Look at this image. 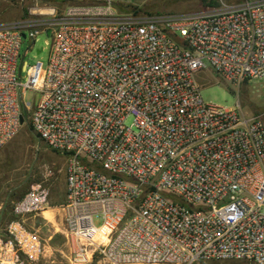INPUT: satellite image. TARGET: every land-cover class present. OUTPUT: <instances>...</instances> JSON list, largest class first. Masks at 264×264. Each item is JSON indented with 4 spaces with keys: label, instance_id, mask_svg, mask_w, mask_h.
<instances>
[{
    "label": "built area",
    "instance_id": "obj_1",
    "mask_svg": "<svg viewBox=\"0 0 264 264\" xmlns=\"http://www.w3.org/2000/svg\"><path fill=\"white\" fill-rule=\"evenodd\" d=\"M66 1L0 26V152L23 117L67 157L72 264H264V112L208 103L198 80H264V0L151 17L120 12L137 0ZM48 30V65L28 66L24 41ZM51 204L41 184L15 204L0 264L40 263L26 219Z\"/></svg>",
    "mask_w": 264,
    "mask_h": 264
},
{
    "label": "rangeland",
    "instance_id": "obj_2",
    "mask_svg": "<svg viewBox=\"0 0 264 264\" xmlns=\"http://www.w3.org/2000/svg\"><path fill=\"white\" fill-rule=\"evenodd\" d=\"M63 1V2H62ZM219 1V0H218ZM228 4L242 3L246 0H224ZM256 1V0H249ZM68 4L66 0L36 2L34 0H1L0 26L20 22L35 17L48 7L62 10ZM120 12L142 16L179 15L202 12L210 9L202 0H137L118 5ZM152 14V15H150ZM24 41L21 55L24 63L33 66L38 62L48 65L52 40L46 34L37 36L36 42ZM44 48L41 54L37 50ZM198 80L206 102L226 108L240 105L246 116H255L264 112V80L252 79L240 86L231 83L213 70L201 71ZM21 81H26V72H22ZM21 92L19 91V96ZM35 93L27 91L23 103H33ZM134 118L127 120V126L133 125ZM66 164L67 157L48 147L37 138L29 123L25 122L18 134L8 142L0 152V229L14 217L15 204L34 185L41 184L49 190L55 210V222L44 215L28 217V226L40 231L45 240L46 251L39 264H72L71 259L78 242L68 234L64 223L62 206L66 201ZM99 239L100 237H96Z\"/></svg>",
    "mask_w": 264,
    "mask_h": 264
},
{
    "label": "trees",
    "instance_id": "obj_3",
    "mask_svg": "<svg viewBox=\"0 0 264 264\" xmlns=\"http://www.w3.org/2000/svg\"><path fill=\"white\" fill-rule=\"evenodd\" d=\"M203 2H204V4L206 5V6H208V7H210V8H216V7H218L219 6V1L218 0H202ZM63 2V1H62ZM136 15H139L138 13L139 12H134ZM150 15H152V14H150ZM27 121V120H26ZM25 121V122H26ZM30 125V124H29ZM31 130H32V127H31ZM33 131V130H32ZM37 136V135H36ZM37 138H39L38 136H37ZM14 218V217H13ZM12 218V219H13Z\"/></svg>",
    "mask_w": 264,
    "mask_h": 264
},
{
    "label": "bare ground",
    "instance_id": "obj_4",
    "mask_svg": "<svg viewBox=\"0 0 264 264\" xmlns=\"http://www.w3.org/2000/svg\"><path fill=\"white\" fill-rule=\"evenodd\" d=\"M44 217L51 221V222H55V210H46L44 213H43ZM99 237V236H97Z\"/></svg>",
    "mask_w": 264,
    "mask_h": 264
},
{
    "label": "water",
    "instance_id": "obj_5",
    "mask_svg": "<svg viewBox=\"0 0 264 264\" xmlns=\"http://www.w3.org/2000/svg\"><path fill=\"white\" fill-rule=\"evenodd\" d=\"M47 36H48V37L51 36V31H50V30L47 31ZM37 53L39 54L40 51H37ZM24 123H25V119H24L23 117H21V124L24 125Z\"/></svg>",
    "mask_w": 264,
    "mask_h": 264
}]
</instances>
